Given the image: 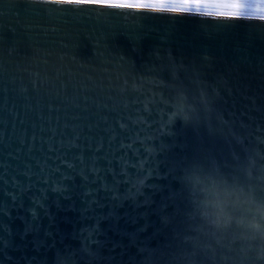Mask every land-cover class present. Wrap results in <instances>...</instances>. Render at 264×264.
Segmentation results:
<instances>
[{"label":"water","instance_id":"1","mask_svg":"<svg viewBox=\"0 0 264 264\" xmlns=\"http://www.w3.org/2000/svg\"><path fill=\"white\" fill-rule=\"evenodd\" d=\"M0 264H264V22L0 0Z\"/></svg>","mask_w":264,"mask_h":264},{"label":"snow or ice","instance_id":"2","mask_svg":"<svg viewBox=\"0 0 264 264\" xmlns=\"http://www.w3.org/2000/svg\"><path fill=\"white\" fill-rule=\"evenodd\" d=\"M67 6H90L170 16H202L216 20L256 18L264 22V7L246 0H44Z\"/></svg>","mask_w":264,"mask_h":264},{"label":"clouds","instance_id":"3","mask_svg":"<svg viewBox=\"0 0 264 264\" xmlns=\"http://www.w3.org/2000/svg\"><path fill=\"white\" fill-rule=\"evenodd\" d=\"M257 4H259L261 7H264V0H256Z\"/></svg>","mask_w":264,"mask_h":264},{"label":"rangeland","instance_id":"4","mask_svg":"<svg viewBox=\"0 0 264 264\" xmlns=\"http://www.w3.org/2000/svg\"><path fill=\"white\" fill-rule=\"evenodd\" d=\"M246 2L249 3V4H253V3L256 2V0H246Z\"/></svg>","mask_w":264,"mask_h":264}]
</instances>
